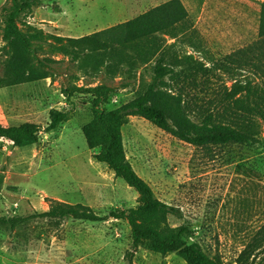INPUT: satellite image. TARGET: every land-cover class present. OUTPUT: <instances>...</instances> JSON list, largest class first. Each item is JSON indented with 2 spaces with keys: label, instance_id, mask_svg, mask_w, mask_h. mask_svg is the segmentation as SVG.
Returning <instances> with one entry per match:
<instances>
[{
  "label": "rangeland",
  "instance_id": "rangeland-1",
  "mask_svg": "<svg viewBox=\"0 0 264 264\" xmlns=\"http://www.w3.org/2000/svg\"><path fill=\"white\" fill-rule=\"evenodd\" d=\"M173 0H38L19 20L20 29L33 41L41 60L51 65L53 79L0 89V124L26 122L46 128L53 110L68 112V120L57 132L43 133L37 144L14 147L0 142V217L26 218L49 211L55 202L89 207L100 216L138 206V193L108 167L94 158L82 128L93 117L91 98L75 95L67 99L62 89L106 85L113 89L106 111L114 110L144 93L153 75L154 61L127 65L112 62L94 73L91 61L73 60L51 48L71 45L57 37L81 38L126 23ZM187 18L183 35L175 39L172 55L182 61L174 74L183 84V59L192 56L212 67L211 62L236 58L259 39L260 13L264 0H176ZM0 0V78L4 74L7 48L2 40ZM164 37V36H163ZM84 53H87L85 51ZM172 61V58H171ZM231 67L237 68L238 63ZM214 87L231 86L224 73ZM170 80V78H168ZM167 80V81H168ZM224 80V81H223ZM195 98L207 99L191 89ZM124 148L136 173L162 202L179 209L175 214L158 210L139 220L143 230L154 229L162 238L191 225L207 255L222 264H245L240 256L255 242L264 256V127L256 146L229 144L194 147L164 132L152 122L133 116L122 127ZM132 238L128 223L37 219L16 228L0 227V264H127ZM134 264H186L177 254L162 256L140 249Z\"/></svg>",
  "mask_w": 264,
  "mask_h": 264
},
{
  "label": "trees",
  "instance_id": "trees-1",
  "mask_svg": "<svg viewBox=\"0 0 264 264\" xmlns=\"http://www.w3.org/2000/svg\"><path fill=\"white\" fill-rule=\"evenodd\" d=\"M38 0H7L2 9V40L7 48L4 74L0 78V89L53 79L51 65L53 59L41 60L33 47L38 36H29L19 27V20L26 16ZM187 15L181 4L173 0L148 11L137 18L101 32L81 38L57 37L71 45H51L54 53L71 56L73 60L83 57V64L91 61L96 73L107 62L110 66L127 65L132 71L136 64L154 61L153 75L144 93L124 105L106 111L113 89L106 85L80 87L71 84L62 89V94L71 99L75 95L91 98L92 120L82 128L88 148L95 152L94 158L105 164L115 177L121 179L139 195L138 206L129 212L117 210L107 216L96 214L89 207L77 204L55 202L49 211L35 213L29 217H0V227L16 228L22 223L37 219L78 220L103 222L111 218L126 221L130 227L132 245L127 253V264H134L135 254L145 249L155 254L167 256L177 254L186 264H222L219 257H211L201 245L194 241L196 231L191 225L181 227L176 233L162 238L154 229L143 230L139 220L142 216L158 210H168L178 214L179 209L159 200L150 185L142 179L127 158L122 127L133 116L142 117L158 128L194 147L229 144L256 146L264 127V2L260 13L259 41L241 51L242 64L236 58L211 62L212 67L197 61L192 56L184 57L188 69H184L183 84L180 76L174 74V67L182 61L172 55L175 43L168 44L165 36L175 39L183 35ZM164 36V37H163ZM87 51V53H84ZM172 58V61H171ZM238 63L237 68L231 67ZM224 73L231 86L223 83V89L214 87L215 78L222 80ZM170 78V80H168ZM168 80V81H167ZM224 81V80H223ZM213 94L207 99L195 98L190 90ZM65 111L53 110L46 128L26 122L17 126L0 124V142L7 141L14 147H27L39 142L43 133L57 132L68 120ZM249 244L240 256V262L247 264L257 258L261 247ZM258 264H264V256Z\"/></svg>",
  "mask_w": 264,
  "mask_h": 264
}]
</instances>
